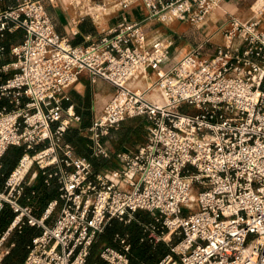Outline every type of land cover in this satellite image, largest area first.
I'll return each mask as SVG.
<instances>
[{"label": "built area", "instance_id": "1", "mask_svg": "<svg viewBox=\"0 0 264 264\" xmlns=\"http://www.w3.org/2000/svg\"><path fill=\"white\" fill-rule=\"evenodd\" d=\"M14 1L0 9V37L24 31L10 48L13 61L0 68L12 71L0 83V100L9 105L0 106V180L7 149L23 153L0 185V210L7 204L13 212L0 234V264L14 245L7 239L24 226L40 232L22 264H86L110 220L128 222L136 211L151 213L146 228L167 244L157 264H264V7L245 23L232 19L222 44L194 46L165 67L172 41H148L139 22L123 17L89 43L73 44L55 30L44 0ZM137 1L148 17L200 24L221 0L112 6ZM85 6L84 14H97L91 0ZM149 70L154 81L146 89L131 84ZM82 72L114 88L85 129L94 155L109 157L101 139L126 118L147 120L145 140L117 151L119 166L102 172L63 139L81 121L68 89ZM31 163L30 179L41 174L58 183L48 209L61 207L51 225L19 200L26 184L20 172ZM114 241L100 246L92 264H129L128 235Z\"/></svg>", "mask_w": 264, "mask_h": 264}, {"label": "crops", "instance_id": "2", "mask_svg": "<svg viewBox=\"0 0 264 264\" xmlns=\"http://www.w3.org/2000/svg\"><path fill=\"white\" fill-rule=\"evenodd\" d=\"M94 1L103 2L105 6L108 5L103 11H101L103 6L97 7V14H95L94 17L84 14L83 11L73 3L57 4L51 3L49 0H44V5L53 22L55 30L60 35L67 37L73 44L89 43L91 40L96 39L103 29L112 27L123 17L128 21L139 22L146 33L148 41L157 38L172 41L169 58L163 64V66L166 67L170 61L179 59L194 46L204 44L205 47L211 46L213 48L222 44L223 37L217 35L218 33L216 32V29L221 28L220 32L222 34V29L227 26L224 23L217 26L216 22L218 21L219 16L221 18L222 15L219 10L221 9L224 10V12H227V10H230V6L233 7V5L239 4L242 0H221L219 5L207 14L205 22L200 24L177 18L169 21H160L157 18L148 17V10L140 1L131 4L125 9H117L113 7L112 2L114 0ZM14 3V0H0V9L11 6ZM23 33L24 31L22 29H17L14 32H6L0 37V46H3V49L0 52V68L2 65L13 61L14 57L10 52V48L12 45L22 40ZM173 50L176 51L174 52V55L171 54ZM11 72V70H0V83L8 77ZM153 81L154 75L149 70L145 76L136 77L131 84L134 87L146 89ZM113 90L114 88L112 84L102 78H97L95 81H91L87 72H82L79 79L68 89L70 101L74 104L75 111L81 116V121L70 127L76 129L81 137L80 139L75 140V153L79 156L86 157L90 161L94 172H102L104 170L118 167L119 161L116 158V152L134 151L136 147L145 140L147 135V120L145 117L141 116L142 122L139 123L136 128L132 124V121L134 120V117H132L126 121H122L117 127L111 128L109 133L101 139L103 146L109 152V157L94 155L91 148V140L85 133V129L91 123L93 117L101 112L104 103L109 99ZM2 105L9 106L5 99L0 100V106ZM27 167L28 165L20 172V176H23L26 184L19 200L22 203L31 205L34 214L38 217L43 216L45 223L51 225L60 212L61 202H59L55 208L49 210V203L56 199V197H52L44 202L37 201V198L30 200L29 197L26 196V193L30 191V188L31 193L34 192L32 186L37 182V177L30 179L31 172L33 171L32 168L29 170V174H24ZM145 222L154 223V219L151 217L150 219H146ZM23 230H28L30 233L26 243L27 252V244L30 242L33 235L40 232V229L31 226H24ZM9 243H14L11 237L6 241V244ZM151 244L152 246L159 247L162 243L155 244L152 242ZM161 246L168 251L165 244H162ZM161 259L162 258L157 259L155 264Z\"/></svg>", "mask_w": 264, "mask_h": 264}, {"label": "trees", "instance_id": "3", "mask_svg": "<svg viewBox=\"0 0 264 264\" xmlns=\"http://www.w3.org/2000/svg\"><path fill=\"white\" fill-rule=\"evenodd\" d=\"M80 135L78 131L74 128L67 129L63 135V139L70 144L75 145V140L80 139ZM23 153V147L11 145L5 154L2 157V177L5 178L9 175L12 169L18 162L19 157ZM37 182L33 184L32 189L33 193L30 191L26 193V196L29 197L30 200L37 198V201L46 202L48 199L52 197L58 196V183L56 178H51L49 183H45L43 180V176L39 174L37 176ZM13 217V212L7 204H4L0 210V234L2 231L8 226L11 219ZM115 234L128 235V240L130 242V250L128 253L129 256V264H155L157 259L162 258L167 250L159 245L152 246L151 243L147 241H141L143 238V229L142 227H131L130 225H122L119 223L118 219L113 218L110 222L105 226L103 231L97 234L100 235V239H106L108 244L113 246H117V242L113 240ZM30 233L28 230H22L21 232L14 233L11 239L14 241V245L11 247L9 253H7L3 257L4 264H22L24 255L26 253V243ZM96 236V237H97ZM96 239V238H95ZM114 241V243H112ZM99 250V249H98ZM97 250V253H98ZM96 245L95 241L91 245L90 253L87 257L86 264H92L94 262H98V256H95Z\"/></svg>", "mask_w": 264, "mask_h": 264}, {"label": "rangeland", "instance_id": "4", "mask_svg": "<svg viewBox=\"0 0 264 264\" xmlns=\"http://www.w3.org/2000/svg\"><path fill=\"white\" fill-rule=\"evenodd\" d=\"M75 1L79 2V5L75 4ZM51 2V1H50ZM89 2V0H53L51 3H73L75 6H77L81 11H84L86 9V4ZM95 3L96 7H100L102 2H95L94 0H91V4ZM82 5H84L83 7H81ZM108 7L107 6H103V8H101V11L104 10V8ZM264 7V0H242L239 4L237 5H233L230 6V10H227V12H224V10H219L220 13H222L221 18L219 16L218 21L216 22L217 26H220V24H225L227 27H229L230 22L232 21V19H235L238 22L241 23H245L246 21H248L249 19L253 18L257 13L258 10ZM100 11V10H98ZM260 28L264 29V16H261V21L259 24ZM221 28H217L216 32L218 33L217 35H221L220 32ZM235 42L240 45H243V40L240 36L236 37ZM211 47V46H210ZM212 48V47H211ZM174 52H176L175 50H173V52L171 53L172 55H174ZM264 88V87H263ZM184 111H190L193 110L188 109V108H184ZM132 118V117H131ZM127 119L130 118H126L124 121H126ZM142 122L141 116H137L134 117V120L132 121L133 126L136 128L137 125L139 123ZM36 169L37 166L34 163H31L27 169L25 170L24 174L27 175L29 174V170L30 169ZM4 178L2 177L0 180V185H2ZM151 217H153L151 215V213L147 212V211H136L133 214V217L130 221L128 222H124V221H119V223H122V225H130L131 227H142L143 229V238L141 239V241H147L148 243H152L154 242L155 244L158 243H162L163 245L165 244V246L167 247V244L164 240L162 239H157V233L156 232H150L146 227H149L147 222H145L146 219H150ZM150 228V227H149ZM14 233H17V231L12 232V234L9 236L12 237V235ZM100 235H98L95 239V245H96V251H95V256H97V250L100 248V246L104 245V244H108V242L106 241V239H100L99 238ZM114 240V238H113ZM112 243H114V241H112ZM161 244V245H162Z\"/></svg>", "mask_w": 264, "mask_h": 264}, {"label": "bare ground", "instance_id": "5", "mask_svg": "<svg viewBox=\"0 0 264 264\" xmlns=\"http://www.w3.org/2000/svg\"><path fill=\"white\" fill-rule=\"evenodd\" d=\"M138 79H139V78H138ZM140 80H141V79H140ZM159 99H160L159 97L156 98V100H159Z\"/></svg>", "mask_w": 264, "mask_h": 264}]
</instances>
